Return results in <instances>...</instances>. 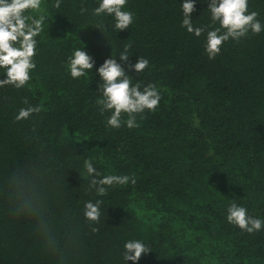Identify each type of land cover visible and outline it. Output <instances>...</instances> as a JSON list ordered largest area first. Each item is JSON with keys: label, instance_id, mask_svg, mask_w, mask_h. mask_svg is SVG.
<instances>
[{"label": "trees", "instance_id": "obj_1", "mask_svg": "<svg viewBox=\"0 0 264 264\" xmlns=\"http://www.w3.org/2000/svg\"><path fill=\"white\" fill-rule=\"evenodd\" d=\"M194 2L193 25L206 29L200 37L181 26L183 0H127L135 18L119 32L114 17L93 14L100 0H61L60 8L42 0L40 10H28L46 17L36 68L23 88H0V264H133L123 259L133 239L151 249L136 264H264V228L248 234L227 221L233 201L264 220V31L230 39L209 59L207 31L219 25L208 0ZM248 7L264 24V0ZM126 44L128 63L119 59ZM77 48L95 65L74 79L68 61ZM112 55L133 84H154L162 97L132 129L108 126L110 112L97 103V69ZM139 56L149 67L128 71ZM25 99L41 111L17 122ZM86 160L102 176L136 183L99 197L88 190ZM34 168L60 241L55 254L8 197L12 173ZM97 199L102 216L92 234L84 204Z\"/></svg>", "mask_w": 264, "mask_h": 264}, {"label": "clouds", "instance_id": "obj_2", "mask_svg": "<svg viewBox=\"0 0 264 264\" xmlns=\"http://www.w3.org/2000/svg\"><path fill=\"white\" fill-rule=\"evenodd\" d=\"M42 0H0V69L4 70L6 79L0 80V88L11 85L17 89L23 88L30 81V72L36 68L34 57L37 54L38 37L44 30L46 17L38 18L30 15L28 10L41 9ZM127 0H100L99 6L93 10V14L100 16L107 14L114 17L115 29L126 30L134 22V13L125 9ZM249 0H208L212 25L218 24L212 30L207 31L204 45L209 59H214L220 54L222 45L230 39L239 42L251 32L254 35L264 31V24L258 19L257 11H249ZM61 0H56L55 8H60ZM183 14L182 24L188 33L200 37L205 27H194L191 14L196 11L194 0H183L181 4ZM82 8L81 12H86ZM100 26H97L99 29ZM211 27V26H209ZM130 44H126L119 59L121 62H129ZM83 49V48H82ZM81 48H77L69 57L68 67L72 78H80L87 75L94 68L95 61ZM149 67V60L139 56L134 64L128 65V71L141 73ZM102 83L98 84L101 99L97 101L101 114L110 112L107 119L108 126L119 129L125 125L129 128L138 127L136 115L148 111H154L160 101L161 95L154 84L142 86L137 82L133 84L131 76L118 63L112 55L97 69ZM20 108L15 116V121H24L33 114H38L41 107L29 105ZM127 119H123L124 115ZM90 179L88 190L94 191L97 196L107 195L108 189L116 185L136 183L135 178L129 175H104L93 166L91 161H85L84 165ZM40 172L38 169L19 170L8 178V197L12 204V210L20 215H26L34 219L36 229L50 253L60 252V241L52 230L47 216V201L40 187ZM103 200L95 202L89 200L84 204V216L89 222L90 232L97 234L102 216L101 205ZM227 221L238 226L248 234L259 232L264 228V220L248 214L247 208L239 206L233 201L227 209ZM151 252V249L141 240H129L124 244L123 259L132 261L133 264L142 257V254Z\"/></svg>", "mask_w": 264, "mask_h": 264}]
</instances>
